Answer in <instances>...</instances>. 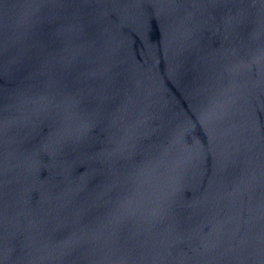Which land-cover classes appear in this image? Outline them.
Listing matches in <instances>:
<instances>
[{
	"label": "water",
	"instance_id": "obj_1",
	"mask_svg": "<svg viewBox=\"0 0 264 264\" xmlns=\"http://www.w3.org/2000/svg\"><path fill=\"white\" fill-rule=\"evenodd\" d=\"M0 264H264V0H0Z\"/></svg>",
	"mask_w": 264,
	"mask_h": 264
}]
</instances>
